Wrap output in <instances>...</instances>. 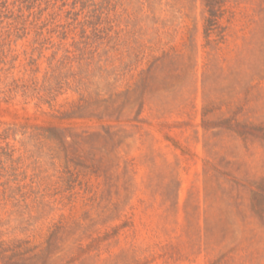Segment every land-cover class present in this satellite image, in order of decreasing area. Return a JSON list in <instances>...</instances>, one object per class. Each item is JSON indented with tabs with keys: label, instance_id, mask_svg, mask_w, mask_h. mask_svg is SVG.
<instances>
[{
	"label": "rangeland",
	"instance_id": "1",
	"mask_svg": "<svg viewBox=\"0 0 264 264\" xmlns=\"http://www.w3.org/2000/svg\"><path fill=\"white\" fill-rule=\"evenodd\" d=\"M0 264H264V0H0Z\"/></svg>",
	"mask_w": 264,
	"mask_h": 264
},
{
	"label": "trees",
	"instance_id": "2",
	"mask_svg": "<svg viewBox=\"0 0 264 264\" xmlns=\"http://www.w3.org/2000/svg\"><path fill=\"white\" fill-rule=\"evenodd\" d=\"M212 7V6H211ZM213 8V7H212Z\"/></svg>",
	"mask_w": 264,
	"mask_h": 264
}]
</instances>
